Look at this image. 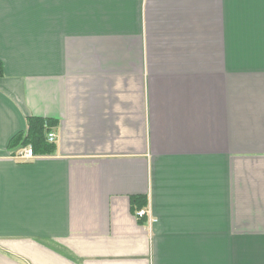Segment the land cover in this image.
Segmentation results:
<instances>
[{"label": "crops", "instance_id": "crops-1", "mask_svg": "<svg viewBox=\"0 0 264 264\" xmlns=\"http://www.w3.org/2000/svg\"><path fill=\"white\" fill-rule=\"evenodd\" d=\"M0 64V264H264V0H0Z\"/></svg>", "mask_w": 264, "mask_h": 264}, {"label": "trees", "instance_id": "trees-1", "mask_svg": "<svg viewBox=\"0 0 264 264\" xmlns=\"http://www.w3.org/2000/svg\"><path fill=\"white\" fill-rule=\"evenodd\" d=\"M0 75H3L2 65L0 64ZM47 120L40 117H31L29 120L28 130L24 134H19L14 137V141L21 142L22 145H31L34 152H47L48 141H47ZM139 198H136V201ZM134 202V203H135ZM140 207L142 204L140 202Z\"/></svg>", "mask_w": 264, "mask_h": 264}, {"label": "built area", "instance_id": "built-area-1", "mask_svg": "<svg viewBox=\"0 0 264 264\" xmlns=\"http://www.w3.org/2000/svg\"><path fill=\"white\" fill-rule=\"evenodd\" d=\"M56 139H57V134L54 131L48 134L49 141L55 142ZM17 156L22 161H30L35 159L37 157V154L34 152L31 145H27L19 150ZM147 214H150V211H148L147 209H141L136 212V215L140 218L144 217Z\"/></svg>", "mask_w": 264, "mask_h": 264}]
</instances>
